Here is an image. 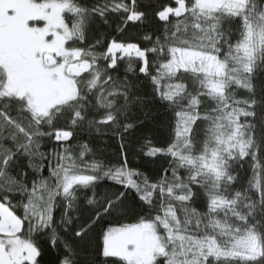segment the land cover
Here are the masks:
<instances>
[{
  "label": "snow or ice",
  "instance_id": "6c2138e0",
  "mask_svg": "<svg viewBox=\"0 0 264 264\" xmlns=\"http://www.w3.org/2000/svg\"><path fill=\"white\" fill-rule=\"evenodd\" d=\"M46 251L264 264V0H0V264Z\"/></svg>",
  "mask_w": 264,
  "mask_h": 264
},
{
  "label": "trees",
  "instance_id": "16d2710c",
  "mask_svg": "<svg viewBox=\"0 0 264 264\" xmlns=\"http://www.w3.org/2000/svg\"><path fill=\"white\" fill-rule=\"evenodd\" d=\"M161 2V0H140V3L142 5H152L153 7H155L156 5H158ZM172 6H175L174 4ZM173 23H175V18H173ZM156 25L155 24H150L149 28H155ZM128 35H133L135 36V32H129V33H125V36ZM150 46V45H147ZM133 67H135V58L133 57ZM126 65H127V60H124L121 62V66H120V74L123 75L124 72L126 71ZM131 75V73H130ZM157 123L161 126V130L164 131L166 133L167 128L166 126L169 123V114H166L164 112H160L157 115ZM87 139H89V137L87 135L84 136V138L82 140H80V143H83L84 141H86ZM109 143L112 144V147L108 148L103 157H97L98 159H102L104 161L105 164H115L117 163V150H118V144L114 141H110ZM72 144L75 145L77 144V140H73ZM79 151V149H77V152ZM93 159V157H89V160ZM133 160H135V158L133 157ZM245 169H248L249 174L251 173V169L249 168V162H245L243 167L241 168V172H244ZM47 173L45 172V175ZM124 222H131V221H124ZM54 259V253L52 252H48L46 251L45 256H44V261L42 262V264H50V262ZM101 260H103V257L100 258Z\"/></svg>",
  "mask_w": 264,
  "mask_h": 264
}]
</instances>
